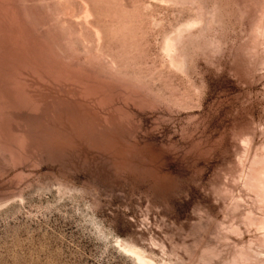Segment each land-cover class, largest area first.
<instances>
[{
    "label": "rangeland",
    "instance_id": "374dc122",
    "mask_svg": "<svg viewBox=\"0 0 264 264\" xmlns=\"http://www.w3.org/2000/svg\"><path fill=\"white\" fill-rule=\"evenodd\" d=\"M0 264H264V0H0Z\"/></svg>",
    "mask_w": 264,
    "mask_h": 264
}]
</instances>
